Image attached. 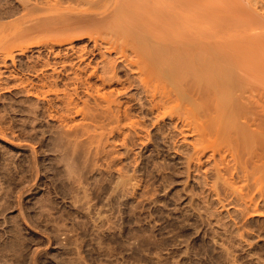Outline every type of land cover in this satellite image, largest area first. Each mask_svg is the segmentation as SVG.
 Masks as SVG:
<instances>
[{
  "label": "rangeland",
  "instance_id": "obj_1",
  "mask_svg": "<svg viewBox=\"0 0 264 264\" xmlns=\"http://www.w3.org/2000/svg\"><path fill=\"white\" fill-rule=\"evenodd\" d=\"M57 1L0 0V44L22 45L6 62L0 51V264H264V200L253 182L246 188L243 166H236L243 158L236 164L226 156L227 143L219 154L198 153V134L176 117L163 121L140 109L141 95L132 89L119 101L133 105L131 121L143 123L142 132L136 135L128 120L113 132L105 120L94 128L96 97L81 84L74 90L79 62L67 55L68 41L55 38L74 21L62 11L73 5ZM78 37L77 54H92L93 40ZM90 52L85 63L95 66L100 55ZM61 62L70 67L64 71ZM67 98L78 104L72 112ZM86 101V109L97 106L87 116L77 110ZM240 193L257 201H245L247 208Z\"/></svg>",
  "mask_w": 264,
  "mask_h": 264
},
{
  "label": "bare ground",
  "instance_id": "obj_2",
  "mask_svg": "<svg viewBox=\"0 0 264 264\" xmlns=\"http://www.w3.org/2000/svg\"><path fill=\"white\" fill-rule=\"evenodd\" d=\"M44 1L48 2L49 0ZM65 1L73 6H67L65 9L58 6V8H62V11H68L64 13H69V16L72 15L70 18L73 17L72 20L74 21L71 24L69 22L68 26L66 23L67 27L64 30L59 28L61 31L58 33L57 31L56 33L55 31L51 32L52 28H49L51 33L56 34V41L61 42L62 39L68 41V45L66 44L68 46L67 55L72 52L79 62L78 72L74 74L76 77L74 80L71 79L74 81L73 85L77 86L74 87V90L77 91L79 84H81L79 87H83L89 99L96 97L95 103H98L96 105L100 109H95V111L98 113L102 111V113L100 112L102 117L97 113L99 118L97 115L90 118L93 125H96L94 128L102 127L103 129L105 120V123L108 122V126H112L113 132L120 130V124L123 120H128L131 123V125L129 123L130 128H133L134 133L137 132L143 123L140 121L142 123L140 127L139 121L135 122V119L131 121L133 105L124 107L119 101V98L128 95L131 89L136 90L141 95L135 99L138 100L136 102L140 109L156 112L161 116V119L165 116L176 117L178 122L183 123V128H187L189 132H194L196 136L198 134V143L195 144L196 148L194 146L195 150L198 148V153L200 150L205 152L208 148H212L211 150L217 154L218 148L221 146L224 148L225 145L223 144L227 143L228 151L225 152L224 150L221 153L223 152L224 155L225 152L227 156L226 153L229 152L234 163L237 160L240 162L243 158L244 165H236L237 163L235 165L243 166L242 171L239 169L238 171L242 172L243 181L245 179L246 185H249L246 188L253 185L255 193L257 192L264 200V0ZM60 4L58 2V5ZM54 5L55 3L52 4V6ZM50 7L48 8L49 12ZM63 24L65 23L63 22ZM51 33L47 34L51 39L49 40L47 37V42H52ZM80 33L82 35L87 34L88 39L93 40L94 48L93 45L92 48L95 50L92 54L95 55L94 53L98 52L96 54L100 55L98 59L101 60H96L98 61L96 64L93 62L95 66H91L92 62L85 63L88 60L87 54L90 50L88 53L84 51L87 54L83 53L82 49L80 54L76 52V46L73 44L77 39L79 40ZM11 41L8 39L5 41L6 43L2 41V43L4 42L3 45L0 44V51L5 56V62L7 58L12 57L15 48L22 47V45L11 46ZM27 48L29 49V47ZM22 51L24 54V49ZM22 51L18 53L22 54ZM108 55L114 58H110ZM63 63H59L63 65L62 69L67 66L70 67V65H66V62ZM69 64L71 63L69 62ZM82 64L85 65L82 66ZM74 65L72 66L74 67ZM90 67L92 68L88 72ZM63 70L65 71V69ZM53 71L61 72L57 68ZM93 79H96L97 83H92ZM52 84H49V87H53L52 90L58 87ZM44 85H46L45 82ZM113 86L116 87L113 88ZM43 87L45 88V86ZM106 87H110L111 90L103 92L102 90ZM42 92L45 93L46 91ZM47 92L50 93V91ZM38 95L40 96V93ZM57 98L59 99V96ZM68 98L67 104L69 105L66 106L67 108L70 109L73 104H75L74 107L76 105L78 107L76 102L72 104L74 99L69 101ZM62 100L66 104V96ZM84 103L82 109H76L85 116L88 115L86 114L89 112L88 109L91 111V108L97 107L89 105V108L86 109L87 103L90 101ZM101 120L103 125H99ZM140 130L139 132H142L143 129ZM178 130L185 131L182 128ZM84 131H82L83 134ZM91 132H87L85 135H89ZM223 155L221 156L223 157ZM231 156L229 155V157ZM223 158L222 161L227 157ZM240 172L238 174H241ZM247 181H251L250 183L253 182V184L250 185ZM251 189L250 191L253 192ZM240 192L243 193V191ZM246 192L248 193V189ZM241 193L238 194L242 195L241 198L239 196L237 199H241L242 203L250 200L249 205H252L251 202L255 199L257 201V198L254 199L253 197L254 192V194L252 193L253 196H250L251 199L247 198L248 201L245 196L249 197V195L244 193V196ZM246 202L247 208L250 207ZM256 203L254 205L259 206L258 202ZM257 206L255 207L257 208ZM262 206L264 205H261L260 209H263ZM253 208L254 213H257ZM260 209H257L258 213H260Z\"/></svg>",
  "mask_w": 264,
  "mask_h": 264
}]
</instances>
